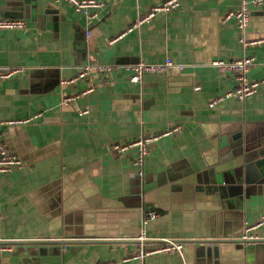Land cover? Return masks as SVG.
Returning <instances> with one entry per match:
<instances>
[{
	"label": "crops",
	"instance_id": "obj_1",
	"mask_svg": "<svg viewBox=\"0 0 264 264\" xmlns=\"http://www.w3.org/2000/svg\"><path fill=\"white\" fill-rule=\"evenodd\" d=\"M100 1L89 21L67 3L0 0V18L25 24L0 30V70L22 68L0 79V121L42 112L26 125L1 127L3 144L22 165L0 174V238L99 240L13 244L0 264H264V242H189L241 238L260 221L250 235L264 240V84L243 101L208 106L235 85V74L220 73L215 60L252 57L249 81L264 79V42L240 41L264 38V9L249 3L242 33L223 21L242 0H178L110 43L162 0ZM166 59L176 67L129 81V65ZM86 63L112 68L62 84ZM174 126L176 133L149 144L142 168L135 147L113 149ZM141 234L146 246L161 238L186 242L182 253L139 260L132 257Z\"/></svg>",
	"mask_w": 264,
	"mask_h": 264
},
{
	"label": "built area",
	"instance_id": "obj_2",
	"mask_svg": "<svg viewBox=\"0 0 264 264\" xmlns=\"http://www.w3.org/2000/svg\"><path fill=\"white\" fill-rule=\"evenodd\" d=\"M56 4L67 3L73 9L81 13L86 20L92 21L95 20L98 16V10H100L103 6V3L100 0H53ZM249 3L254 7L264 9V0H251L250 2L246 0H242L239 9L237 10H229L225 13L223 17V21L233 20L237 27L244 32L246 29L249 20H250V9ZM178 0H162L159 4L151 6L146 12L140 15V17L127 26L124 30L114 34L110 39V43H114L121 39L126 33L132 31L135 28L140 27L142 24L151 20L155 14L158 12H167L176 7H178ZM25 27V24L22 20L17 19H3L0 18V30L5 29H22ZM94 34V29L87 28L86 36L89 37ZM243 45L245 44H257L264 42V38L252 40L250 42H245L243 38L240 39ZM253 63L252 57L242 56L239 59L225 62L222 60H215L212 62V65L220 72V73H234L235 74V85L230 90H227L224 94L217 96L212 99L208 106L214 107L225 99L235 98L239 101L245 100L247 97L255 94L260 87L264 84V79L260 81H249L246 73L249 67ZM176 67L170 59H166L163 63L160 64H146L143 62H138L133 65H129L126 69L131 71V75L129 77L130 82H139L145 73H163L167 72L171 68ZM181 68L180 66H177ZM111 66L109 65H90L83 64L79 70V73L76 78L69 81H63L64 83H72L78 79H86L89 77L91 71H95L97 73H106L111 70ZM22 71V68H7L0 70V79L11 77ZM93 90V85L88 86L86 89L80 91L75 95L62 96L60 101L63 104H67L70 101L74 100L77 96L84 95L87 92ZM82 113H87V110H83ZM42 115V112H38L33 116L23 118V119H8L4 121H0V174L1 173H9L13 168L20 167L22 165L21 160L11 153L6 146L2 142L1 136V127H16L26 125L33 120L39 118ZM179 126H174L170 129H166L163 132H160L151 136H141L134 140H131L125 144H116L113 146L115 151L123 152L130 147H135L137 149V158L136 165L139 168L143 167L144 160L149 154V144L158 140L159 138L167 135H172L179 130ZM139 176H142V171L139 172ZM148 217L150 219L156 216L154 211H148ZM262 222H257L250 226L244 227L242 230L241 238H253L250 235V232L259 227ZM137 239L138 249L132 258H136L142 260L144 257L151 256L154 254H168V253H182L184 246L182 242L161 238L158 244L146 246L147 237L141 234ZM4 240L0 238V253L4 251H8L11 248L10 244H4Z\"/></svg>",
	"mask_w": 264,
	"mask_h": 264
},
{
	"label": "water",
	"instance_id": "obj_3",
	"mask_svg": "<svg viewBox=\"0 0 264 264\" xmlns=\"http://www.w3.org/2000/svg\"><path fill=\"white\" fill-rule=\"evenodd\" d=\"M229 142V140H228ZM86 228V226H85ZM86 238H85V237ZM84 236H77L75 238V240H66V239H60V240H40V241H4V244H17V245H30V244H46V245H66V244H84V243H88V242H95V241H99V240H93V238H89L92 237L89 234H84ZM84 237V238H83ZM230 237V236H228ZM104 241V240H101ZM195 242V243H201V245L204 244H217V245H213V247H218L219 248V244H225V243H231V244H239V243H254V242H264V240L261 239H254V238H231V239H227V237H224L222 239H201V240H189V242ZM179 242H186L185 241H180ZM216 249L217 248H211V246L207 247V250H213L214 253H216Z\"/></svg>",
	"mask_w": 264,
	"mask_h": 264
}]
</instances>
